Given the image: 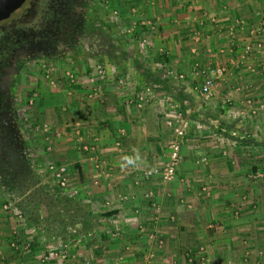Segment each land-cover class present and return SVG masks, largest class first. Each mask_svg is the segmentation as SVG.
<instances>
[{"label": "crops", "instance_id": "crops-1", "mask_svg": "<svg viewBox=\"0 0 264 264\" xmlns=\"http://www.w3.org/2000/svg\"><path fill=\"white\" fill-rule=\"evenodd\" d=\"M118 2L127 19L136 15L144 24L154 54L105 64L96 76L86 70L73 89L53 94L65 117L62 143L53 145L66 165L68 191L88 188L93 213L115 211L98 218L73 255L91 252L94 264H116L118 255L129 264H184L187 254L193 264H264V185L248 178L264 153V0ZM215 66L224 72L205 98L198 88ZM184 124L175 174L164 181L159 171L169 141ZM94 200L108 206L94 210ZM13 209L0 203V264H41L34 245L23 254L11 248L24 227ZM136 223L153 227L164 244ZM100 230L118 238L105 232V242L90 249L86 243L99 241ZM149 252L155 260L138 257Z\"/></svg>", "mask_w": 264, "mask_h": 264}, {"label": "rangeland", "instance_id": "rangeland-1", "mask_svg": "<svg viewBox=\"0 0 264 264\" xmlns=\"http://www.w3.org/2000/svg\"><path fill=\"white\" fill-rule=\"evenodd\" d=\"M90 2H92L91 5L94 6L95 13L98 12V18L96 19L99 20V16H101V18L104 19V22H108V24H110L113 30L114 28H116L117 30H114V34H118L122 37L126 36V38H131V36L135 35L138 36L139 40L133 41V39L132 41H129L126 47L127 51L131 55L140 54L141 56H143L145 54H154L153 51L155 48L153 49L152 46H148V43H146L145 41L148 40L149 37L147 38V34L141 33L140 28L141 26H144V24L138 25L139 21L136 23V15H133L132 17L127 19L126 15L123 14L124 12L121 10V5L119 4L118 0H92ZM90 15L93 16L92 14ZM91 44L92 43H90V45L88 44L87 46L92 47ZM87 46H85V48H87ZM92 50L93 48L89 50L85 49V56L76 57L72 60H64L58 57L52 60L40 58L31 61L30 63L25 65V67L22 68L21 76L18 79L19 85L16 87L15 90L16 93L14 100L18 104L16 109L19 113L20 119L22 120V129L25 131L24 136L25 139L28 141L29 145L38 154L41 162L45 165V167L50 170V172H54L56 168H64V171H62L61 176L64 181V185H61L62 188H64L75 198L81 199L84 202L86 201L85 199L91 197L93 193H87V186L85 193H82V191L79 190L80 188H82V186H79L77 184V187L70 188L71 191H68L66 185L67 175L65 176L66 165L60 163L58 155L55 151L59 150V148L56 149L53 145L56 143V145L60 146L59 144L62 143L60 125L65 121V117H63L64 115L61 116V109L58 105L60 100H56L53 94L61 95L64 89H73V86H75V82L77 81L78 76L84 74L86 70H88L87 72H91L92 74L94 72V75L96 76V74H99V70H101V72L104 71L103 66L105 64L109 66H112V64H119L120 66L125 65L123 62L118 63L117 60H113L111 62L108 60V58H104V55L101 57V62H99L98 57L88 56V51L92 52ZM103 60H105L106 62H103ZM90 77H92V75ZM95 81H89L91 84H93L91 85V88L94 87ZM222 100L223 105L228 106V100L226 98H223ZM50 107H54V109H51ZM50 127L55 130H51ZM261 159V168L254 174H251L250 177H248L250 179L251 184H253V182H258L261 185H264V153H262V151ZM85 195H87L88 197ZM0 198V203L5 204L1 193ZM93 202L96 208L94 210H98L99 208H106L105 206H108L105 204V206L102 207L103 203L98 200H94ZM13 210L17 212L15 208ZM138 212L139 211H136L135 213L138 214ZM233 214L236 215V211H234ZM14 216L16 220L20 219L17 224H19L20 222L21 225H24V227L21 228L23 231V236L19 237L20 239L13 242L15 246H17V248L15 249L11 246V248L17 250L18 252H20V254H23V252L25 253V251L28 250L29 246L32 247V245H34L38 249L37 258L41 264H50L52 262V259L59 260L61 262L66 261V259V262H69L71 260L69 262L70 264H94L91 252L89 253V255H73L76 252V248H79V246L82 245L81 243L83 242V240H88L86 237L83 236V234H78L77 236H74L66 243L65 246L55 245L54 243L51 245L48 244L47 246L46 243L43 241L42 236H39L35 232V230L30 226L24 224L18 212L15 213ZM137 224H140L141 227H139ZM136 226L140 229L142 228V230L145 229L143 223H136ZM24 230L26 232H24ZM105 232H110V241L111 239H116V237L118 236L117 231H114L111 234L110 230H100L98 234L99 241H96V239H90L86 243L88 244V247L90 248L97 243L103 244L105 241L102 240H104L106 238L105 235H107ZM144 232H147V236L150 241H154V243L157 242L159 245L164 244V239L161 237H157L158 235H156V232L153 227L151 229L149 228L148 230H144ZM29 234L31 236H29ZM102 234L105 235L102 236ZM107 241H109L108 238ZM85 245L83 248L87 246ZM81 257H83V259L80 260ZM125 257L127 256L123 255L120 257V255H118L115 263L129 264V260L125 262ZM138 257L142 258L141 260L143 262L155 260V255H153V253L151 252ZM138 257L136 258L138 259ZM183 257L185 261L184 264H193V257L191 255L187 254ZM199 258L201 262L204 263L207 261L206 259H208L207 255L204 256V254H201Z\"/></svg>", "mask_w": 264, "mask_h": 264}, {"label": "flooded vegetation", "instance_id": "flooded-vegetation-1", "mask_svg": "<svg viewBox=\"0 0 264 264\" xmlns=\"http://www.w3.org/2000/svg\"><path fill=\"white\" fill-rule=\"evenodd\" d=\"M90 1L0 0V172L23 154L14 101L22 68L40 58L83 57L85 46H95L100 29Z\"/></svg>", "mask_w": 264, "mask_h": 264}, {"label": "trees", "instance_id": "trees-1", "mask_svg": "<svg viewBox=\"0 0 264 264\" xmlns=\"http://www.w3.org/2000/svg\"><path fill=\"white\" fill-rule=\"evenodd\" d=\"M96 24L100 29L99 38L95 46L92 44V47L85 48H93L92 52L88 51V56L101 59L104 55L109 61L117 60L118 63L129 59L131 54L126 47L130 37L114 34L113 28L101 16ZM224 127L229 129L230 125L225 124ZM21 143V158L12 160L0 172V193L3 201L14 207L22 220L42 236L45 243L66 244L74 236L96 229L98 218H109L115 214L114 210L93 213L87 203L62 188L54 173L45 167L24 136ZM75 166L79 171L77 163Z\"/></svg>", "mask_w": 264, "mask_h": 264}, {"label": "built area", "instance_id": "built-area-1", "mask_svg": "<svg viewBox=\"0 0 264 264\" xmlns=\"http://www.w3.org/2000/svg\"><path fill=\"white\" fill-rule=\"evenodd\" d=\"M261 30L264 31V28L262 27ZM254 32H255L254 30H251V33H254ZM250 50H251V46H246L244 53L247 54ZM100 72H101V70H99V73ZM223 72H224V68L220 67V66H215V67L210 68L208 70V72L206 73V75H204L202 82L198 88L199 94L205 98L209 97L211 95L212 89L215 85V80L218 77H220L223 74ZM184 129H185V124L182 126L181 129H176L175 136L169 141V150H170L169 151V160H168L167 164L165 165V167H163L161 169V171H159V176L164 181L172 180V178L175 174V167H176V164L179 160L180 142H181V139H182L183 134H184L183 133ZM233 134H234V132H233ZM62 171H64L63 167L56 168L53 172L55 177L59 181L60 185H64V181L61 177ZM152 172H154V171L145 172V176L149 177L152 174ZM65 245L66 244H63L61 246H65ZM11 246L15 249L17 248V246H15L14 243H12Z\"/></svg>", "mask_w": 264, "mask_h": 264}]
</instances>
